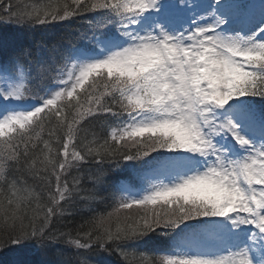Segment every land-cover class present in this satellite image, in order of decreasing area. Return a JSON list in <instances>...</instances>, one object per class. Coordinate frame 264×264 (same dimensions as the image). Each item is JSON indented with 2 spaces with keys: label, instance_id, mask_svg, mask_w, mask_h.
<instances>
[{
  "label": "snow or ice",
  "instance_id": "1",
  "mask_svg": "<svg viewBox=\"0 0 264 264\" xmlns=\"http://www.w3.org/2000/svg\"><path fill=\"white\" fill-rule=\"evenodd\" d=\"M0 27V264H264V0H0Z\"/></svg>",
  "mask_w": 264,
  "mask_h": 264
},
{
  "label": "trees",
  "instance_id": "2",
  "mask_svg": "<svg viewBox=\"0 0 264 264\" xmlns=\"http://www.w3.org/2000/svg\"><path fill=\"white\" fill-rule=\"evenodd\" d=\"M23 3H29V2H39V0H22ZM77 24H73L71 23L70 25H68L67 27H60L59 30L54 29L51 33L48 34V36H52V35H67L69 33H72L74 29L78 28V27H83V24L81 22V20H76ZM15 35H17V33L14 30L11 29H6L3 27H0V39H4V38H13ZM47 37L44 36V34L41 35V37H35V41H39L41 39H46ZM34 40L30 39L28 37L26 43L31 44ZM78 219V218H77ZM163 238H156L155 240L150 241L147 245H144L143 247L149 252H164L167 250V245L165 243L162 242ZM111 259H115L114 257Z\"/></svg>",
  "mask_w": 264,
  "mask_h": 264
},
{
  "label": "bare ground",
  "instance_id": "3",
  "mask_svg": "<svg viewBox=\"0 0 264 264\" xmlns=\"http://www.w3.org/2000/svg\"><path fill=\"white\" fill-rule=\"evenodd\" d=\"M72 23H73V24H77V21L75 20V21H73Z\"/></svg>",
  "mask_w": 264,
  "mask_h": 264
}]
</instances>
